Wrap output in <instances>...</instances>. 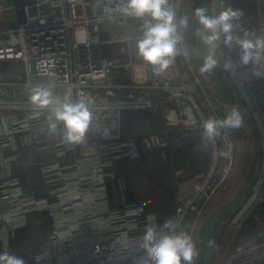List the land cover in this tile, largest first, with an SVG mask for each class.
Masks as SVG:
<instances>
[{"label":"built area","instance_id":"1","mask_svg":"<svg viewBox=\"0 0 264 264\" xmlns=\"http://www.w3.org/2000/svg\"><path fill=\"white\" fill-rule=\"evenodd\" d=\"M210 1L212 14H216L219 0ZM238 3L226 0L225 6L236 9ZM256 4L257 20L249 31L262 34L264 0H256ZM77 5L82 8L81 14L75 11ZM172 5L178 16L188 17L190 4L185 0H172ZM113 6L112 0H23L15 5L16 11L23 12V20L0 29V161L9 163L32 147L40 159L48 155L41 166L47 195H23L16 178L9 181L12 188H3L0 193V200L7 198L8 203L6 211L0 210L1 231L16 228L42 211L48 216L50 231L43 249L25 264H141L144 252L139 241L146 227L159 230L162 216L179 220L198 245L204 221L220 206L222 193L229 189L233 178L236 141L224 132L211 141V162L206 171L197 176L186 194L175 189L171 206L147 210L127 198L125 178L117 172L119 161L136 159L143 153L152 161L153 151L166 158L172 126L191 129L187 124L197 127V132L203 131V122L194 112L198 108L194 94L200 81H206V74L190 73L194 61L186 38L180 44L182 54L163 74L153 75L150 68L139 67L143 62L135 55L129 33L138 34L140 22L122 17L110 22L105 8ZM110 24L125 31V74L134 79L122 97L116 95L120 87L115 82L116 58L103 50L102 35ZM217 55L222 65L228 60L225 45ZM260 70L264 71V67ZM231 73L245 98V109L255 121L261 145L264 126L255 101L264 107V78L253 76L251 65L246 67V81L239 79L234 69ZM49 82L55 83L54 92L60 95L71 88L73 99L84 95L94 99L95 119L86 143L66 145L60 135L62 129L56 136L50 135L47 112L32 108L29 88ZM165 105L173 109L181 106L176 111L180 113L178 123L173 125L168 119L140 140L122 137L120 121L124 113L162 109ZM186 105L192 119L187 116ZM4 174L11 175L9 171ZM262 180L259 174L252 182V193L237 216L246 207L250 209L257 201H264ZM110 181L117 182L124 204L117 209L110 207ZM243 181L244 177L237 181V188ZM260 225H264V219ZM237 249L229 264H264V231Z\"/></svg>","mask_w":264,"mask_h":264},{"label":"clouds","instance_id":"2","mask_svg":"<svg viewBox=\"0 0 264 264\" xmlns=\"http://www.w3.org/2000/svg\"><path fill=\"white\" fill-rule=\"evenodd\" d=\"M114 6L106 7V19L113 22L117 17L139 21L138 35L134 39L135 55L142 60L139 67L150 68L153 75L163 74L182 54V36L179 29H187L189 18L178 19L172 0H112ZM219 0V11L210 13L208 8L195 12L200 25L201 44L206 47L201 73H209L218 67V49L221 45L239 47L238 64L253 67V76L264 78V33L257 34L243 28L240 23L242 10L225 6ZM236 62L226 60L223 71H232ZM135 71V69H134ZM52 75V73H48ZM55 83H38L29 88L28 99L32 108L47 112L48 131L56 136L58 129L63 142L68 146L86 143L87 134L95 119V101L88 95L73 99L71 88L63 95L54 92ZM240 110L233 106L223 118H208L203 121V139L213 141L222 129H239L243 125ZM139 247L143 250L141 264H196L199 257L197 243L179 220L167 219L159 230L146 227ZM0 264H25L22 257L10 252H0Z\"/></svg>","mask_w":264,"mask_h":264},{"label":"crops","instance_id":"3","mask_svg":"<svg viewBox=\"0 0 264 264\" xmlns=\"http://www.w3.org/2000/svg\"><path fill=\"white\" fill-rule=\"evenodd\" d=\"M239 51L240 49L236 45H233L231 47L225 46V53L228 60H232L233 62L237 63V66L234 68V71L237 73L238 78L242 79V81H246L247 66H240L238 64ZM205 53H207L206 47ZM126 65L127 63L122 67V69L116 70L117 77L115 78V82L120 86L116 92V95L120 97L125 95L126 89L129 88V85H131L134 81V79H132L131 77L126 76ZM218 65L223 67L220 62ZM225 78L231 82L234 87V92L237 99H239V101L243 104L244 108H246L243 93L241 92L239 87L235 85V80L233 79L231 71H225ZM211 87V95L213 96V98H215L213 99V103H216L215 108L218 107L219 109H221V111H223L226 107H224V103L218 100L219 96H215V93L217 91L213 88V86ZM199 97L202 98L200 93ZM255 106L261 113L262 122L264 126V107L261 106L257 101H255ZM135 113L139 112L135 111ZM173 131L174 132H171V144L166 150V158H163L159 151H153L151 152L153 156L152 161H149L147 155L143 153L139 158L122 160L119 161L117 164V172L121 174L123 173L120 168L121 165L125 163L133 164V162L140 163L143 161L141 160V158L144 157L143 155L146 156L145 161L147 162V164L144 166H149L150 169L147 173L143 174V176L151 177L152 184L147 181L146 183H144L143 187H149L151 184V192L147 193L148 188H143L142 191L143 193H145L144 196H142L143 193H138L137 189L134 188V185L132 183V178L134 177V175L132 176V178L127 177L128 179H125L127 180V195L130 201L141 205L146 209L148 207L161 208L168 205H172L174 202L173 192L175 191V189H179L182 193L186 194L188 192V188L197 181V176L200 173L206 171L211 162V151L213 149V144L211 142H206L203 139V131L197 132L193 130H188L178 125L173 127ZM239 131L240 132L238 134H233L232 139H234L236 142L237 140L240 141L242 149L246 152V150H248L251 131L244 122L243 125L239 128ZM261 145L259 146L258 153L256 154L257 158L260 160L259 164L257 162L255 164L256 173H254L253 175V181L259 174H262V181L264 184V140ZM45 155V159H40L35 147H32L28 150L21 152V154L16 159L10 161L9 163L4 160H1L0 193L3 188H6L8 190L10 189V187L12 188V186L9 185V181L12 178H16L19 181V185L22 189L23 195H34L35 197L47 195V188L43 181V175L41 172V166L43 165L44 161L48 159V155ZM241 166V164L235 162V165L233 167L234 173L232 175V179H237L236 181L234 180L235 183L238 180L240 182L242 180V174L240 173ZM8 171L11 173V175L4 174ZM128 173H130V171L124 173L125 175L123 174V176L126 177ZM151 173L154 174L155 179L152 178ZM136 175H139V172ZM163 175H165L169 181L167 185L164 184L165 180ZM156 182H158V186H156ZM113 184L117 185V182L110 181L108 184V189L109 186H112ZM251 193L252 191L249 190V192L245 194L237 202V204L234 205V207H240L241 205H244L248 201ZM7 205V198H3L0 200V210L2 212L6 211ZM234 207H232L227 212L231 213L234 210ZM263 207L264 201H257L254 205L251 206L250 209L247 210L249 213L246 216H242L239 219H231L227 217V215H224L222 213L213 221L217 245L215 247L209 264H229L231 262V257L238 250V245H242L249 240L257 238V235H252L251 232H249V229L253 228L254 225L260 224L263 218L262 214L259 212ZM40 219L46 221L49 226L48 216L46 215V212L43 213L42 211L39 215L33 214L29 216L24 224L16 228H12V226H10L6 227L5 230H0V236L2 237L1 239H3V241H0V252H11L12 248L10 245L12 241H14V239H20L24 241L30 240L33 241L29 244V253L31 254L29 260H31L37 252L43 249V242L44 240H46L49 234V232L45 231H39L40 235L36 234L35 224L38 223ZM167 219L169 218L166 216H162L160 220V225L162 226ZM31 222H33L31 230H27ZM232 222L233 227L229 226L230 224H232ZM223 226H227L228 229L233 228V230L230 232L223 231Z\"/></svg>","mask_w":264,"mask_h":264},{"label":"rangeland","instance_id":"4","mask_svg":"<svg viewBox=\"0 0 264 264\" xmlns=\"http://www.w3.org/2000/svg\"><path fill=\"white\" fill-rule=\"evenodd\" d=\"M193 0H185V2H187L188 4H192ZM216 2V0H214ZM238 6L236 9L242 10L244 15L241 18L240 23L242 24L243 28L246 30H250L251 26L256 22L257 20V4H256V0H237ZM23 0H6L4 2H2L0 0V29H5L8 27H12L16 22L18 21H22L24 18L23 12L22 11H16L15 9V5L17 3H22ZM241 2V3H240ZM189 9V6H188ZM75 11L77 14H81L82 13V8L80 5H77L75 7ZM187 14V12H186ZM178 19H182L185 18V14H180L178 17ZM180 34L182 36V41L185 40V38L187 39V30L183 27H181L179 29ZM138 34L136 32H131L129 33L130 37H135ZM129 37V38H130ZM102 39H104V46H103V50L106 54L112 55L113 57L116 58V70L122 69V67L126 64L127 62V47H126V35H125V31L124 29L120 28L119 26L115 25V24H110L105 32L102 35ZM130 41H132V44L134 45V39H131ZM205 48V47H204ZM194 61V60H193ZM200 67L195 63H193L192 69H191V74H196L198 75V73H200ZM205 75V74H204ZM206 76V81H200V86L198 85L197 87H199V89L196 91V93L194 94V99L197 103L198 108L194 109L195 112V116L199 117L202 122L208 118H216V119H223L229 111H231V107L225 103L219 96V94L216 92L215 96L218 97L219 96V101L224 103V107H226L223 111H221V109H219L218 107L215 108L216 103H213V96L211 95V82L208 78L207 75ZM210 92V93H209ZM199 93L202 96V98L199 97ZM205 97V98H203ZM209 103V104H208ZM183 105V104H182ZM175 107H172L171 105H165L162 108V112L163 114H159L157 113L158 110H160L161 108H155V109H144V110H138L136 112L139 113H135V111H131L130 112H126L125 114H123L122 118H121V134L122 136H127V137H133L136 138L137 140L141 139L143 136L151 133V132H155L156 130H158L164 123L165 121H167L170 119L173 121V125L175 123H178L177 120L180 117V113L176 112L177 110L181 109L180 107H177L176 109H173ZM200 108V109H199ZM228 110V112H227ZM173 111V114H175V118L176 119H172L168 116V114ZM167 114V115H166ZM167 116V117H166ZM191 118H193V116L191 115ZM187 127H190L191 129L188 130H193V131H198L197 127H191L187 124H185ZM175 127V126H172ZM222 133H226V135L231 139L233 137V134H238L240 131L239 129H222L221 130ZM172 132L173 128H172ZM239 144V145H238ZM241 149V150H240ZM233 153L235 154L233 156V161L241 164L242 166L240 167L241 173L245 172L244 174H242V177H244L245 180V174L247 169L253 165L254 167H256V162L259 164V160L257 158V155L255 156V160H254V154H253V142H252V134L251 137L249 139V145H248V150H246V152L242 149V146L240 144V141L237 140L236 145L234 146V150ZM144 157L141 158V160H143L140 163H136L134 162L133 164L130 163H125L123 165H121V171L124 174L128 171H130L131 174L135 175L132 178V183L134 185V188L137 189L138 193H143V188H148L147 193L151 192V177L148 176H143V174L147 173L149 171V166H144L147 164V162L145 161L146 156L143 155ZM257 158V159H256ZM146 167V168H145ZM139 172V175H136ZM148 175V174H147ZM152 178L155 179L154 174H152ZM165 183L164 184H168V179L166 178L165 175H163ZM233 180V181H232ZM234 180L236 181L237 179H231L229 182V189L223 193L222 195V199H221V205L225 204L226 202H228L234 195L235 193L240 189V187L242 186V184L240 185V187L237 188L236 183L234 182ZM147 181H149L151 184L150 186H144V183H146ZM156 186H158V182H156ZM151 189V190H150ZM118 193V190H117ZM145 193V192H144ZM144 193L142 194V196H144ZM114 204H118L121 206H124V204H122L121 200H120V192H119V196L118 194H116V191L114 190V197L112 199ZM237 204V203H236ZM245 205V204H244ZM244 205H241L240 207H234L233 211L231 213L229 212H225L223 213L224 215H227V217L229 218H237L239 219L242 216H246L248 215V207H246V209H244L241 213L240 216L238 215V212L240 209L243 208ZM171 205L165 206V207H161V208H150L148 207V210H155V209H166L167 207H169ZM219 207V206H218ZM216 209V208H215ZM214 209V210H215ZM213 210V211H214ZM262 214V218L264 219V207L261 209V211L259 212ZM238 222V221H237ZM32 223L28 226L27 230L30 229L31 230V226ZM229 226L233 227V222L232 224H230ZM36 227V234L40 235V232H49L50 228L48 226V224L46 223V221L44 220H39L38 223L35 224ZM38 230V231H37ZM223 231H227L230 232L233 230L232 229H228L227 226H223L222 228ZM264 231V225H254L253 228L249 229V232H251L252 235H258L260 234V232ZM256 239V238H255ZM33 241L27 240H20V239H14V241H12L11 243V248L12 251L10 253L15 254L17 256H20L24 259L25 262H27L30 257L31 254L29 253V244L32 243Z\"/></svg>","mask_w":264,"mask_h":264},{"label":"water","instance_id":"5","mask_svg":"<svg viewBox=\"0 0 264 264\" xmlns=\"http://www.w3.org/2000/svg\"><path fill=\"white\" fill-rule=\"evenodd\" d=\"M210 4V0H193L190 7V12L187 17L189 18V26L186 29L188 48L193 60L200 68L203 64V56L207 55V53H205V48L201 44L202 33H199L197 31L200 28V25L196 20L195 12L199 8L206 7L209 9L210 13H212ZM205 74L208 76L211 85L218 92L222 100L227 103L231 108L235 106L240 110L243 116V121L248 126L252 134L253 154L255 160V156L258 153V148L260 146V135L256 127L255 121L245 110L243 104L239 101V99H237L234 92V87L231 82L225 78V71H223L222 66L218 65L215 70ZM254 173H256V169L253 165H251L246 171L244 183L242 184L240 189L235 193V195L228 202L217 207L207 216L198 234L197 246L199 251V257L196 261L197 264L210 263V259L217 245L213 221L222 213L230 210L241 199V197L249 191L253 182ZM43 213H45V211H43Z\"/></svg>","mask_w":264,"mask_h":264},{"label":"trees","instance_id":"6","mask_svg":"<svg viewBox=\"0 0 264 264\" xmlns=\"http://www.w3.org/2000/svg\"><path fill=\"white\" fill-rule=\"evenodd\" d=\"M131 113V112H130ZM157 113H159V114H163V112L161 111V110H158L157 111ZM125 114V113H124ZM123 116V115H122ZM122 118V117H121ZM170 118H172V119H174L175 118V116H174V114H172L171 115V117ZM133 162V161H132ZM134 163V162H133ZM130 164H132V163H130ZM119 174V173H118ZM120 176H123V174H119ZM125 175V174H124ZM130 175V176H129ZM132 176H133V174H131V173H128L127 175H126V177H124L125 179H128V178H132ZM135 176V175H134ZM128 177V178H127ZM125 182L127 183V180H125ZM114 190L116 191V194H118V196H119V191H118V193H117V190H118V186L117 185H115V184H113L112 186L110 185L109 186V202H110V206H111V209H115L116 207H118L119 205L116 203V204H114L113 203V201H112V199H113V197H114ZM125 194H126V196H127V198H128V195H127V185H126V190H125ZM120 207V206H119ZM118 207V208H119ZM117 209V208H116Z\"/></svg>","mask_w":264,"mask_h":264},{"label":"bare ground","instance_id":"7","mask_svg":"<svg viewBox=\"0 0 264 264\" xmlns=\"http://www.w3.org/2000/svg\"><path fill=\"white\" fill-rule=\"evenodd\" d=\"M184 108H185V111H186V113H187L188 118H189V119H192V118H191L192 112H191V110L189 109V106L186 105ZM172 114H173V111H171V112L168 114V116L171 117ZM174 116H175V114H174Z\"/></svg>","mask_w":264,"mask_h":264}]
</instances>
